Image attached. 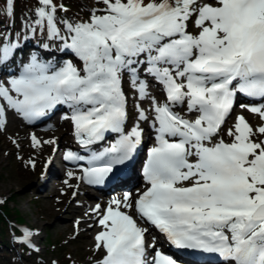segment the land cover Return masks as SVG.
I'll return each instance as SVG.
<instances>
[{
	"label": "snow or ice",
	"instance_id": "1",
	"mask_svg": "<svg viewBox=\"0 0 264 264\" xmlns=\"http://www.w3.org/2000/svg\"><path fill=\"white\" fill-rule=\"evenodd\" d=\"M97 2L104 7L92 9L88 20H62V32L57 5L37 0L28 30L46 29L83 68L67 60L52 70L33 54L8 86L0 81V99L29 121L67 104L71 115L65 118L83 146L103 141L106 133L118 134L83 169L89 184H102L115 165L137 151L144 131L139 120L148 119L138 103V121L125 131L128 100L122 75L127 71L138 100L150 97L154 113L155 144L143 168L149 186L135 200L136 212L178 249L217 254L223 264H264V140L252 139L264 135V126L254 132L240 116L227 133L232 141L214 142L237 89L264 98V0H215L199 7L197 0ZM59 8L67 11L62 4ZM6 11L14 15V0H6ZM194 14L200 29L195 35L187 31ZM18 47V41L0 44V63L9 61ZM145 63V73L162 87L163 103L139 78L138 66ZM185 103L189 112L198 113L195 119L174 111ZM250 111L264 118V108ZM4 124L5 106L0 104V128ZM32 143L40 144L35 135ZM64 159L84 157L67 151ZM28 163L35 167L34 161ZM122 207H133L130 193L123 200L113 198L102 214L99 204L93 209L102 229L94 237L95 248L105 253L98 264H147V229ZM32 235L24 229L23 240ZM152 264L177 261L156 250Z\"/></svg>",
	"mask_w": 264,
	"mask_h": 264
},
{
	"label": "rangeland",
	"instance_id": "2",
	"mask_svg": "<svg viewBox=\"0 0 264 264\" xmlns=\"http://www.w3.org/2000/svg\"><path fill=\"white\" fill-rule=\"evenodd\" d=\"M211 2V0H197L196 7L204 3ZM148 0H145L147 3ZM85 15L77 17L75 13L68 11L67 14L70 15L69 18L58 17L60 20H68L71 22L88 20L91 14V10L94 8H103L104 5L98 3L97 0H79V2ZM212 3V2H211ZM100 14V13H98ZM35 14L32 12L29 15H24L23 19L26 25L31 24L35 20ZM196 14H194L188 21L187 31L192 34H198L199 28L195 25ZM61 30L63 32V23L61 25ZM45 40V39H44ZM62 41L58 39V43L52 44V49H46L47 55L45 57L39 56V53H34L37 58L43 62L45 58L49 56L53 58V63L50 65L57 66L53 67L58 69L63 66L64 62L67 60H72V62L80 69L83 68V62L74 56L70 50H62ZM45 45L48 46V43ZM45 45L42 48H47ZM57 51H55L56 49ZM65 51V52H64ZM54 54V55H52ZM42 55V54H41ZM32 55H27L22 61L28 63ZM60 56L62 60L59 63ZM70 57V58H69ZM141 59H145L144 56ZM50 62V61H49ZM47 63V62H46ZM135 66V65H134ZM142 65L138 66L139 72H144L145 65L141 69ZM83 74V72L81 73ZM0 75L2 72L0 71ZM139 75V74H138ZM3 76V75H2ZM10 77H2L0 81L4 80L6 86H8V81ZM139 78L146 79L145 74L139 75ZM6 81V82H5ZM122 82L124 86L128 87L127 94L131 96L133 94V88L130 82V76L127 71L122 75ZM151 89L148 91L155 92L151 95H159L158 88L151 85ZM162 96V94H161ZM136 104L130 103L132 109L135 108ZM240 108V107H239ZM183 112L184 109H181ZM238 109L232 116V118L226 123L220 137L223 135L228 141L229 139L228 130L230 128L234 129V125L237 121L235 116ZM17 113H15L16 115ZM62 113H59L61 117ZM134 117V114H133ZM133 119V118H132ZM64 123V128L67 127L72 130V123L68 121H62ZM30 131H37L43 128H27ZM11 133L5 130V127L0 128V205H9L13 211H8V236L3 238L5 243L0 242V264H98V261L105 254L103 250H97L95 248V243H85L86 230L80 225H77L79 219L75 218V214L78 207L83 204V202L89 198L87 195L89 190L83 186L80 175H76V180L80 184L81 189L76 190L75 187L67 185L65 183L68 178L64 174L60 181L63 183V188L59 190L53 189L54 185L48 188H43V176L48 175L49 164L54 161V165L59 166L61 152L67 150L64 148L59 151L53 152L52 156H48L47 153L41 151L36 152L35 148L27 152H21L20 146L15 145L9 147L5 152H2V148L6 145V140L12 138ZM69 137L64 136V140H68ZM11 140V139H10ZM254 140V139H253ZM14 141V139H12ZM15 152V154H13ZM29 161L35 162V167L29 164ZM42 186V187H41ZM58 189V188H57ZM75 193V195H73ZM91 193V192H90ZM54 196V200H50ZM23 218V220H21ZM19 223V224H18ZM18 224V225H17ZM26 226L29 231L33 233L30 237L31 248L34 252L24 253L20 250V246L25 242L21 236L18 235V226ZM63 225H68L64 227ZM2 241V239H0Z\"/></svg>",
	"mask_w": 264,
	"mask_h": 264
},
{
	"label": "bare ground",
	"instance_id": "3",
	"mask_svg": "<svg viewBox=\"0 0 264 264\" xmlns=\"http://www.w3.org/2000/svg\"><path fill=\"white\" fill-rule=\"evenodd\" d=\"M211 2L214 4L215 0H211ZM211 2L209 1L208 3H211ZM46 49H52V48L51 47L40 48L39 50H37V53H39V56H41V57L48 56L47 55L48 52L44 51ZM52 55H54V54H52ZM142 57L143 56H141L140 59ZM61 60H62V58L60 56L59 63ZM45 61L49 64L53 63V58L49 56V59H48V57H46ZM145 64H147V63H145ZM145 64H143L142 66H144ZM52 70H55V68H52ZM3 73L7 74L6 71H3ZM147 76H148L147 79H149V80H146V82L148 84V90L151 89L150 87L153 84L150 81H153L157 85L156 87H158L159 90H161V88H162L161 85L151 75L147 74ZM2 82H4V81H2ZM123 90L128 91V87L123 86ZM149 93L152 94L155 92L149 91ZM151 96L156 97V99L159 102L161 100H163V98L161 97V94H160V96L159 95L158 96L157 95L156 96L151 95ZM127 100H128L127 108H128V104H130V103L136 104V105L139 103L140 107L144 110L145 115L148 117L147 120H139L140 127L143 128V130H144L143 131L144 141H146L152 134H154V131L151 128V122L153 120L152 119L153 112L151 110V99L149 97V98H146L144 100H138L137 94L133 90V94L131 96H127ZM0 104H3L5 106V124H4L5 130L7 132L11 133L10 137H12V138H10L11 140L10 139L6 140V145H5V147L2 148V152L4 154L9 149V147L19 145L21 152H27V151L31 150V148H35L37 153H40L41 151H43L44 153H47V155L50 157V156H52L53 152L56 150L61 151L68 146L75 145L76 136L74 134V131H71L67 127L64 128V123L58 119V116L53 117L51 122L48 123L44 127V129L37 130V131H30V130H27L25 128L24 124L15 115V110L11 109L7 106L6 101H4L3 99H0ZM136 105H135V108L132 109V111L130 113V121L133 123V126L138 121V109H137ZM133 114H134V117H133ZM235 116L237 118L240 116H243L244 119L253 128L254 132L258 127L264 126V118H261V116L258 113H254L245 107L238 108V111H237ZM33 135H35L36 138L40 141V144L36 147H34L33 143H32V136ZM64 136L69 137L68 138L69 141L64 140ZM222 137H223V135H222ZM12 139H14V141H12ZM252 139H254V141L258 142L260 140H264V135L256 133V135H254L252 137ZM50 140L54 141V143H45V141H50ZM13 154H15V152H13ZM47 171H48V175L43 176L44 177L43 182L45 185L43 188H48V187H51L52 185H54L53 189H56V190L63 188V183L60 181V179H62V176L64 174L66 175V178H68L67 179V183H68L67 185H71L72 187L74 186L76 190H80L82 187V186H80V184L76 180V171L75 170L70 171L73 173V176L69 177L67 175V173L69 171L66 172L64 169H60L58 166H56V164L54 165V161H53V163L51 162L49 164ZM113 192L114 191H112V193ZM87 196L89 198H87L83 202V204L78 207V210L75 214L76 215L75 218L79 219V221H78L79 223L77 225H80L82 228H85V230H86V236H85L86 241H85V243L91 244L93 242L95 243V240H94L95 235L99 231L102 230L98 224L97 213L94 212L93 209H95L96 205L99 204L101 206L100 213L102 214L103 211L109 205L111 196L110 195L106 196L107 198H105L101 202H99L100 199H98L94 193H88ZM123 196H124V193L122 196H120V200H123ZM50 198H51L50 200L55 199L54 196H52ZM113 207H114V205H113ZM122 209L124 211L128 212V214L131 215L136 220V216L133 213V208L125 209L122 207ZM136 222H138V221H136ZM63 226L68 227V225H63ZM140 227L144 228V226L142 224H140ZM148 238H149L148 239V246H151L153 244L152 243L153 237L150 234L148 236Z\"/></svg>",
	"mask_w": 264,
	"mask_h": 264
},
{
	"label": "trees",
	"instance_id": "4",
	"mask_svg": "<svg viewBox=\"0 0 264 264\" xmlns=\"http://www.w3.org/2000/svg\"><path fill=\"white\" fill-rule=\"evenodd\" d=\"M78 2L79 0H53V3L57 5L56 18L57 16L69 18L70 15L67 14L68 11L75 13L76 17V14L79 16H86V13ZM61 4L67 9L66 12L60 10L59 6ZM38 6L37 0H14V15H9L6 11V0H0V44L14 41L19 42L18 49L14 51L13 56L9 61L3 63L4 65H11L13 61L18 59V57L25 52L29 51L30 53H33L42 48L46 43H48V46L50 47L53 46L52 44L56 45V43H58L57 38L50 39L48 37L46 29L42 32L39 28H36V31L33 33L26 27L23 16L25 14H31ZM77 20H79L78 17ZM57 23L61 28L62 23L60 20L57 19ZM29 52L25 54H28ZM8 211H13V209L7 205V202L0 205V239H2L0 242L2 243L6 242L3 241V238L9 234L7 219V216L9 215ZM21 220H23V218ZM17 231L18 234L22 235V232L18 228ZM20 250L26 254L34 252L25 244Z\"/></svg>",
	"mask_w": 264,
	"mask_h": 264
}]
</instances>
